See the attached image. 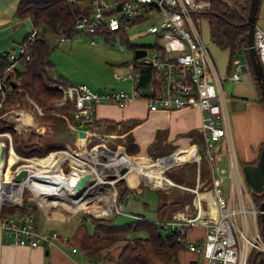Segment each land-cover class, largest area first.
Returning a JSON list of instances; mask_svg holds the SVG:
<instances>
[{
  "label": "built area",
  "instance_id": "1",
  "mask_svg": "<svg viewBox=\"0 0 264 264\" xmlns=\"http://www.w3.org/2000/svg\"><path fill=\"white\" fill-rule=\"evenodd\" d=\"M67 3L79 4L82 13L74 20L72 30L64 31L59 28L56 35L59 42L78 40L82 34L91 35L90 43L95 44V36H103L107 32L125 29L130 23L148 21L146 30L156 38L151 50L143 45L136 48L144 49V54L135 57L139 63L149 65L153 74L149 81L142 84L136 76L132 65L130 72L124 77L130 78L128 90L118 87L93 88L84 82L67 85L57 84L62 96L56 105L69 101L73 105L75 118L84 120L94 119L96 106L100 102H109L124 107L132 100L140 99L146 103L149 111L180 110L198 107L201 110L202 139L199 147H191L192 158L201 161V150L209 163L211 174L204 181H199L197 187L209 188L216 205V216L200 217V203L194 202L196 213L188 215L181 208L179 216L170 222L169 227L180 232L192 225L204 227V234L199 242L181 238L189 250L201 253L206 264H246L252 249L264 252V237L262 234L260 208L262 195H255L249 190L242 165L235 153L227 102L230 99L224 90L223 81L226 77L237 80L249 71L246 61L240 63L235 58L232 63L236 69L222 75L218 72L215 59L210 50V38L203 34L201 19H194V14L201 15L210 6L208 0H65ZM229 4V0H225ZM37 28L32 24L24 42L18 45L17 52L10 51L8 59L11 66L22 65L29 58L27 42L34 40ZM253 42L260 65L264 72V26L256 25L253 30ZM245 65V68H243ZM5 87V83H0ZM101 143L91 145L88 149L61 148L48 154H61L58 166L51 162L42 165L38 156L23 157L30 162L23 166L38 164L53 172L66 175L61 168L63 161L75 167L79 173L91 170L96 175L89 161L84 160L85 153L96 150L101 145L111 152L101 137ZM201 148V150H200ZM182 149V148H179ZM184 149V148H183ZM226 151L228 174L226 184L223 178L215 174L216 163L221 160L222 150ZM161 156L162 159L175 153ZM114 152V151H112ZM56 158V157H55ZM15 159H18L15 158ZM58 159V158H56ZM184 160V159H181ZM16 161V160H15ZM175 160L164 165L177 163ZM54 166V167H53ZM87 166V167H85ZM72 167V168H73ZM27 173H28V168ZM71 170V169H70ZM69 170V171H70ZM220 170H223L220 168ZM69 173V172H68ZM57 174H55V177ZM173 184V182L171 183ZM162 186V185H158ZM181 186V185H179ZM196 187V188H197ZM193 190L191 187H185ZM197 189H195L196 191ZM38 194V193H37ZM46 195L53 193L46 191ZM44 195V194H43ZM115 200V196L113 197ZM200 200V199H199ZM117 201V200H116ZM113 203L116 212L122 210V203ZM19 204V203H18ZM2 205V204H1ZM0 205V207H1ZM0 229L10 237V242L21 245L51 247L57 240L71 246V251L77 247L72 244L71 235L58 232L55 229L41 230L30 213L8 214L0 219Z\"/></svg>",
  "mask_w": 264,
  "mask_h": 264
},
{
  "label": "trees",
  "instance_id": "2",
  "mask_svg": "<svg viewBox=\"0 0 264 264\" xmlns=\"http://www.w3.org/2000/svg\"><path fill=\"white\" fill-rule=\"evenodd\" d=\"M208 1L210 6L202 12L201 17L206 22L211 42L220 49H228V71L232 68V60L235 58V54L243 55L255 81L257 89L256 101L264 109V100L252 70L248 51V25L246 19L250 0H229L231 4L225 0ZM81 13L82 8L79 4L67 3L65 0H19L16 14L21 18H30L31 23L37 28V33L34 40L27 42L26 49L29 53V58L22 65L11 66L8 59L9 52L0 54V83L2 82L6 85L5 87L0 86V132L7 131L10 133V139L7 135H2L7 151L10 142L15 152L27 157L44 156L49 151L62 146V143L57 141L44 142L42 145L34 141L33 144L28 145L26 139L16 131L13 124L8 122L5 117H2V114L14 102L31 101L40 114L41 122L57 127L56 129L83 125L93 130L99 128L101 122H108V119L81 121L75 118L71 101L56 105V102L62 96L57 84L67 85L73 82L59 76L55 77L52 74L50 53L54 47L50 45L48 36L56 34L59 28L64 31L72 30L74 20ZM113 35H118L121 40H125L134 49L138 46L129 42L123 29L107 32L104 36L108 38ZM25 39L26 36L22 42ZM130 65H132L136 76L142 84L149 81L153 74L152 67L139 63L135 57L131 60ZM118 122L122 124L124 121L120 119ZM131 122L134 123L135 121ZM125 145L129 153L138 151V146L132 138ZM263 145L264 142L260 145V149ZM118 151L124 159L128 160L131 158L121 148ZM84 156L91 158L96 170L100 167H105L109 159L99 148L85 153ZM244 163L246 162L241 163V165ZM184 164L188 165L189 163L185 162ZM119 169L120 167L114 171L118 172ZM189 169L194 170L195 166L190 165L189 168H183L185 178L189 176ZM168 175L177 183L182 182L173 174L168 173ZM12 184L13 186L15 185L13 182ZM24 184L21 185L18 194H14L11 200L20 197ZM115 184L117 185L116 200L123 202L126 195L133 188L126 185L123 177L117 179ZM153 190L158 196L166 198L157 205V210L168 209L169 213H171L170 208L172 207L174 209L183 208L185 203L191 198L188 196L192 194V192L188 193L189 195L187 196L177 194L171 198L161 189ZM20 201L21 197L18 203ZM24 213H30L34 217L35 222H37L38 209L36 205H28V201H24L21 204H2L0 207V219L8 214ZM91 224L92 230L89 231L86 219L80 221L71 235L72 244L82 249L90 257L99 260L107 254L102 253L101 250L118 240L125 241L118 255L114 258V264H151L153 257L168 263L178 264L177 251L184 247V243L180 239L178 240L177 236L184 238L187 228H184L182 232L169 228V231L163 234L159 229L165 226V222L147 219L140 213H137L132 220L124 223L117 224L109 222L107 218H95ZM137 232H143V235H138L136 234ZM246 264H264V252L252 249L249 252Z\"/></svg>",
  "mask_w": 264,
  "mask_h": 264
},
{
  "label": "rangeland",
  "instance_id": "3",
  "mask_svg": "<svg viewBox=\"0 0 264 264\" xmlns=\"http://www.w3.org/2000/svg\"><path fill=\"white\" fill-rule=\"evenodd\" d=\"M193 18L201 19L203 34L206 35V39H208L209 33L206 22L199 14H194ZM255 23L256 25L264 26V0H261L259 3V9L257 12V18L255 20ZM147 25H148V21L130 23V25L125 29V33L130 43L135 45H143L147 47V49L151 50V48L153 47L152 45L156 43V38L153 33H150L149 31L146 30ZM90 37L91 35L82 34L78 36V40L76 41L59 42L56 34L49 35L48 36L49 43L51 46L54 47L50 53V61H51L50 67L52 70V74L55 77L59 76L60 78H65L73 83L84 82L96 89L113 86L118 88L121 87L128 90L131 86V79L129 77L117 79V76L124 77L128 72H130L131 70L130 62L134 57V48L130 46L129 43H127L125 40H121L118 35H113L108 38H105V36L104 37L95 36V39L97 41L95 44L90 43ZM210 44H212V42ZM17 50H18V46H16L13 52H17ZM234 57L239 60H242L243 55L236 53ZM248 82H245L241 79L240 82L237 83L247 84ZM237 83H234L229 80L225 82V88L228 94H230L232 90L235 89L234 87L238 85ZM249 85L251 88L255 87V95H256L255 97L257 98L256 86H254V84H252L253 86H251V84ZM100 103L109 104V102H100ZM20 112H23L24 114H26L27 112L33 116L32 119H34V121L42 123L40 120V114L37 111L36 107L33 105L31 101L28 100L21 102L19 105H16L14 103L11 104L10 108L2 114V117H5L8 122H11L13 126L14 124L16 126L17 122H20V119L18 120L17 118V116H20ZM27 127L26 130H22V133H24V136L22 135V137L26 139L28 145L33 144L34 141H36L41 145L44 142H51V141L60 142L63 140V137L65 136L61 132H58V130L61 128L56 129L57 127L51 125L52 128L51 129L48 128L49 130L47 131H49V133L47 135L44 134L40 138H34L32 135L28 134L31 133L32 130H34V127L32 126L28 128ZM2 135H7L9 139L11 138L9 132L7 131L0 132V142L5 143ZM101 140L102 138L100 132H98L96 129L95 132L90 133V138L87 142L88 148H90L91 145L101 143ZM123 141H125V138L123 139L117 138L116 142L108 141V140L107 142H105L106 146L114 152L107 151V149L104 148L102 145L98 147L109 157L107 161V165L105 167H100L98 170H96L95 166L93 165L91 158L87 156L83 157L84 160L89 161L94 166L96 170L95 171L96 175H95V180L89 183L87 189H85L86 191L87 190L91 191L90 196L87 199L90 202L81 206L76 205L73 208L75 209L78 208L79 212H81L83 209H89V211H91L96 217L99 216L109 217L113 213L109 217V222H113L117 224L130 221L136 216L135 213H140L144 215V217L147 219L154 221L159 220L161 222H165L164 224L165 226L161 227L159 231L163 234L167 233L170 228L169 227L170 222L172 221V219H170V217L167 215V213L169 214V210L168 209L157 210L156 212L157 205L163 202L166 198L163 196H158L156 192L150 189L149 187L153 189H161L162 191L165 192L166 195H168L171 198L172 196H176L177 194L178 195L180 194L182 196L183 195L187 196L189 195L188 193L192 192L191 196H188L191 198L185 203V205L191 204V202L194 200L196 195L192 190L185 187L194 186L193 184L195 183V181L193 177L197 174V168H196L197 165L199 164V167L201 168V172H202L201 177H204L205 175L207 176L210 175L209 167H206L204 153L200 148L202 158L199 163L192 158L190 159L188 158L192 154L191 147L187 149H178L175 153L158 160L159 157L170 154L175 149H170L167 145L165 149H160L161 153L165 152L162 154L157 152L146 153V154L129 153L127 149L123 147L125 145ZM194 141L198 142L197 134L195 132H191V133L189 132V133L181 134L178 137V141H176L174 144L176 146L185 147ZM119 148H121L127 156L128 155L131 156V158L128 160L124 159L119 154L118 151ZM168 150L169 152H166ZM8 151L6 153L5 165L3 171L1 172L0 187H1L2 195L6 197L10 195V191H12V196H11L12 198L14 194L16 193L18 194L21 185L25 183L22 187L21 201L19 202V204H21L24 201H34L35 202L34 205H36L37 209H40L41 211H44L49 215L69 213V209L62 207L61 205L60 207H57L53 205H44L42 203L46 198L48 199L53 198V195L50 196L45 194L46 191H48L49 189L47 190V188L45 189L41 188L42 193L44 195L37 194L33 190V189L35 190L40 189L39 186L37 185V181L40 184L38 178H40L41 176H39L40 174L38 173L42 172L44 170V167L40 168V166L35 163H31L32 166L29 165L24 166V168L26 167L28 168L27 176L18 181L14 180L13 174L16 168L18 166H23L24 164H29L30 162L24 160L23 157H27V156H22L16 152V154L19 155V157L21 158L15 159L17 158V156L14 154L15 152H13L12 149L9 150V148ZM222 152H223L222 159L220 163H218V166L228 169L226 151L223 150ZM48 153L44 156H38L40 157L38 161L41 163L42 160L48 158V156L50 155ZM55 157L58 159H56ZM55 157L53 158L52 163L55 165L56 168L61 158V154L60 153L56 154ZM102 157H104V155H102ZM174 157H177L180 161L164 167L165 164L172 162L169 159ZM153 162L158 164L162 168L163 175L166 176L170 181H172L173 184H171L172 183L171 182L170 184H161L162 186L154 185L151 182H149L146 178H144L141 171L137 169V167H135L137 163H153ZM185 162L189 164L188 165L184 164ZM124 165L130 166L129 171L123 175L124 182L126 183V180H128V182L132 181V185H136L138 181L139 183H142L141 185L143 188V193L141 194L142 195L141 197L144 201H147L148 205L146 207L143 206L140 198H137L139 197V195L138 196L127 195L122 203V210L120 212H116L113 203L114 202L116 204L118 203L116 200L113 199V197L115 196L114 192L117 191L116 189L117 185L115 183L119 178L114 179L113 177L118 175L113 173H118L117 171L114 170ZM190 165L195 166V169L194 170L189 169L190 170L188 173L189 176L185 178L183 175V168L184 167L189 168ZM0 166H2V162H0ZM218 166L216 165V167ZM72 167L73 166H71L67 161H63L61 164V168H63L65 174H68L69 170ZM156 167L157 165H152L150 168H156ZM168 173L173 174L177 179L181 180L182 182L177 183L176 181H174L169 177ZM61 175L62 174L60 173L59 176ZM223 175L226 176L227 173H224ZM98 176L100 178L102 177L101 178L102 181H98L97 179ZM12 178H13V183H15L14 186L12 184ZM29 184H31L33 189L29 187ZM254 199H255V195H254ZM43 206H45V208ZM131 211L135 213L132 214ZM157 213L159 214L160 218H158ZM38 216H40L39 210H38ZM45 221L47 222L48 226H51L56 230H61L65 232L66 235H70L78 223V219L75 214H71L67 221L59 220L56 225L48 219H46ZM87 228L89 231L92 230V224L90 221H87ZM136 234L143 235V232H137ZM182 264H184V262ZM196 264H206V259L203 257L201 253H198Z\"/></svg>",
  "mask_w": 264,
  "mask_h": 264
},
{
  "label": "crops",
  "instance_id": "4",
  "mask_svg": "<svg viewBox=\"0 0 264 264\" xmlns=\"http://www.w3.org/2000/svg\"><path fill=\"white\" fill-rule=\"evenodd\" d=\"M18 2L19 0H0V54L13 51L16 46H18L23 41L25 36L28 34L30 27L32 26L30 18H21L16 14ZM212 44H210V50L215 59L217 70L220 74L228 76L229 73L236 69V65L232 63V66L234 67H232L231 70L228 71V49H220L214 43ZM239 61L240 63H242L245 62V59L242 58V60ZM241 79L245 82H249L247 84L237 83L240 82ZM227 80L238 84L234 87L235 89L232 90L230 94H228L230 96V99L227 102V112L229 115L233 145L237 160L239 161V163L254 162L259 155L260 145L262 144V142H264V109L256 101L255 87H252V89L249 85L251 84V86H253L252 84H254L255 86V81L250 71L249 78L247 77L246 73H244L242 77L237 80H231L226 77L223 81V87L225 91V82ZM20 103L21 102H14V104L16 105H19ZM32 117L33 116L27 112L26 114L20 112V116H17L18 120L20 119V122H17L16 126L14 124L13 127L19 134L23 136L24 133H22V130H26L27 126L34 127V130H32L31 133H28L34 138H40L44 134L47 135L49 133V131H47L49 130L48 128H52L51 125L49 127V125L34 121ZM94 119H108V122H101L99 128H97V131L100 132L101 137H104V142H107V140L116 142L117 138H125V141L123 142L124 144H126V142H128L132 138L138 146V151L135 153H161L160 149H165L167 145L170 149L175 150L179 148L187 149L189 147H199L202 139L201 110L198 107H190L172 111H149L147 109L146 103L140 99L132 100L124 107H120L116 104L111 103H99L95 109ZM120 119L124 121L122 124L118 122ZM131 121L136 122H132L131 124ZM60 128L61 129H59L58 132H61L65 136L63 137V140L60 141L62 142V146L58 149L64 147L88 149L87 142L90 138V133L96 131V129L92 130L89 127L83 125ZM79 130L84 131L83 135L79 134ZM189 132H195L197 134L198 142L194 141L185 147L176 146L174 144L176 141H178V137L181 134ZM9 146V150L12 149L13 152H15L13 146L11 145V142ZM123 147L126 148V145H124ZM166 152H169V150ZM222 153L220 157L221 159ZM14 154L18 158H21L16 154V152ZM169 160L173 162L175 160H178V158L174 157ZM220 161L221 160L216 163L217 166ZM205 163L206 167H209L211 174L209 163H207L206 160ZM196 168L197 174L193 177L195 183L193 184L194 186L191 187L193 188L192 191L196 196L191 204H186L188 209H186L185 212L188 215H194L196 213V205H194V202H196L197 200V204L200 203L201 205L200 211L198 213L200 214V217H206L207 214H209L211 217H215L216 205L214 203L210 189L197 187V183L199 181H204L210 175L201 177L202 172L199 164ZM220 168H222L223 170H220ZM224 173L228 174V169H225L221 166L216 167L215 174L223 178V184L225 185L227 175L224 176ZM141 184L142 183H139L138 181L136 185H132V181L128 182V180H126V185L133 188V190L127 195H139V197L137 198H140L143 206L146 207L148 203L141 197V194L143 193ZM149 188L153 190V188ZM195 189L197 190L195 191ZM114 193L116 200V191ZM68 204L73 205L71 201H68ZM38 210L40 211V216H38L36 223L38 225V228L41 230L54 229L51 226L47 225V222L45 221L46 219L50 220L56 225L59 220L67 221L71 214H75L78 219V225L82 219H86V221L90 222H92V220L95 218H107L109 220V217L113 214L112 213L109 217H96L91 211H89V209H83L81 212H79L78 208H76L66 214L60 213L56 215H49L46 212L41 211L40 209ZM170 210L171 213H167V215L170 217V219H172V221H174L179 216L182 209H174L172 207L170 208ZM131 213L134 214L135 212L131 211ZM157 215L158 218H160L158 213ZM43 216L45 219L43 218ZM57 231L65 234V232L61 230ZM72 233L70 235H72ZM203 234V226H187L185 239L199 242L202 239ZM124 243L125 241L118 240L110 246L104 248L103 250H101V252L107 254L106 256L98 260L90 257L86 252L78 247L75 251H71L70 245L64 244L58 240L48 248L42 245L32 247L29 245L15 244L10 242L9 235L1 231L0 229V264H114V258L118 255ZM197 257L198 253L189 250L185 244L184 247H181L177 251L178 264H182L183 262L184 264H196ZM151 264L175 263H168L157 259L156 257H153L151 259Z\"/></svg>",
  "mask_w": 264,
  "mask_h": 264
},
{
  "label": "water",
  "instance_id": "5",
  "mask_svg": "<svg viewBox=\"0 0 264 264\" xmlns=\"http://www.w3.org/2000/svg\"><path fill=\"white\" fill-rule=\"evenodd\" d=\"M260 0H250L249 3V11L246 19V23L248 25V33H247V42H248V51L252 64V70L256 80L259 84L262 98L264 100V72L260 65L258 56L255 51L254 42H253V30L255 26L256 13L258 10ZM144 49L135 48L134 56L139 57L144 54ZM245 68V65H243ZM247 77L249 78V71L246 72ZM84 131L79 130V134L83 135ZM112 152V151H111ZM6 145L4 142H0V161H2L3 166L6 161ZM125 170V167H121L120 172L122 173ZM242 171L247 183L249 190L254 195H262L263 199L260 203V208L264 209V145L260 149L259 155L254 162H246L242 165ZM27 176V169L24 166H18L13 174L14 180H21L22 178ZM124 177L122 175L114 176L113 178ZM95 180V174L93 171H83L79 173L75 182L72 184V189L75 195H83L85 189H87L88 184ZM2 204H18V203H2ZM35 204L34 201H28V205L33 206ZM262 221V234L264 237V213L261 214Z\"/></svg>",
  "mask_w": 264,
  "mask_h": 264
},
{
  "label": "bare ground",
  "instance_id": "6",
  "mask_svg": "<svg viewBox=\"0 0 264 264\" xmlns=\"http://www.w3.org/2000/svg\"><path fill=\"white\" fill-rule=\"evenodd\" d=\"M53 158H54V156L51 153L48 156V158H46V159L41 158V159H44V160H42L41 163L43 165H45V163L51 162L53 160ZM152 165H157V167L156 168H150ZM91 166L94 169V171H96L92 164H91ZM121 167H125V170L122 173L120 172ZM121 167L118 170V173H113V174L123 176L130 169V166H128V165H124ZM135 167H137V169H139L141 171L144 178H146L149 182H151L154 185L170 184L172 182L166 176L163 175L162 168L154 162L153 163H137ZM3 168H4V166L2 164L1 170H0V176H1V172L3 171ZM45 171H47V172H45ZM54 171H55V169H54ZM58 173L60 174V172H53L52 168H51V171L48 170L47 168H44V170L42 172L38 173V174H40L39 176H41L40 178H38L40 181V184L37 181V185L39 186L40 189L35 190L31 186V184H29V187H31L38 194H43L41 192L42 191L41 188H43V189L47 188V190L49 189L48 191L53 193L52 199H48V198L45 199L44 198L45 200H44V202H42L44 205H53V206H57V207H60V205H61L62 207L69 209V211H73L75 209V208H73L74 206H76V205L81 206V205H85L88 202H90L87 199L89 198L91 191L85 190V192H83V195H75L73 192L72 184L75 182V180L78 176V171L75 167L71 168L69 173L66 175L62 174L61 176H59ZM55 174H57L56 177H55ZM101 178L98 176L97 177L98 181H102ZM12 182H13V178H12ZM0 183H1V179H0ZM50 189H52V190H50ZM11 196H12V191H10V195L4 197L2 195L1 187H0V197L2 198V199L0 198V205L2 203H8V202L18 203V201L21 197V194H20V197L18 199H15V200H10ZM68 201L69 202L71 201V203H73V205L68 204ZM43 207L45 208V206H43Z\"/></svg>",
  "mask_w": 264,
  "mask_h": 264
}]
</instances>
